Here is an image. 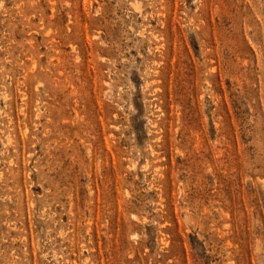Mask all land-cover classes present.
<instances>
[{
    "label": "rangeland",
    "instance_id": "rangeland-1",
    "mask_svg": "<svg viewBox=\"0 0 264 264\" xmlns=\"http://www.w3.org/2000/svg\"><path fill=\"white\" fill-rule=\"evenodd\" d=\"M0 264H264V0H0Z\"/></svg>",
    "mask_w": 264,
    "mask_h": 264
}]
</instances>
